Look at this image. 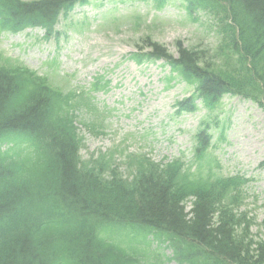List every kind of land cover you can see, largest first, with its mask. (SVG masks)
Here are the masks:
<instances>
[{"label": "trees", "instance_id": "1", "mask_svg": "<svg viewBox=\"0 0 264 264\" xmlns=\"http://www.w3.org/2000/svg\"><path fill=\"white\" fill-rule=\"evenodd\" d=\"M87 1L0 0V30L38 26L52 35L60 13ZM183 1L189 16L204 11L217 19L224 42L242 51L248 61L241 75L254 76L264 95V0ZM236 33L240 37L238 45ZM145 42L151 51L135 54V60L164 59L176 74L171 80L177 77L196 86V95L178 104L182 109L195 110L196 99L213 107L224 93L233 92L232 74L223 68L215 70L204 51L186 49L178 42L179 54L174 59L163 45L150 39ZM58 95L43 87L41 80L26 69L0 66V142L13 145L4 154L0 152V217L17 222L13 241L0 234V264H59L62 255L57 260L52 257L56 250L79 251L72 257L83 264H105L93 254H103L107 246L92 233L106 221L109 206L117 196L125 208L118 207L114 216L173 235L180 264H223L224 259L232 264H264V242L258 244L256 256L250 255L252 242L236 232L239 224L234 214L229 207L216 204L234 186L232 180L222 181L210 190L198 189L191 213L181 205L180 188L177 195L172 193L169 182L160 181L165 174L153 164L150 171L156 175L140 178L130 188L132 191H122V184L117 189L114 184L101 182V176L93 171L82 180L74 167L75 147L71 143L75 131L69 113L74 96ZM206 136L201 132L198 137L200 153L207 147ZM31 151L53 155L58 161L54 160V165L50 159L24 168V159ZM166 170L179 173L180 165L175 163ZM20 179L27 180L22 184ZM49 184H58V188ZM120 191L123 196L118 195ZM115 263L116 259L108 262Z\"/></svg>", "mask_w": 264, "mask_h": 264}, {"label": "rangeland", "instance_id": "2", "mask_svg": "<svg viewBox=\"0 0 264 264\" xmlns=\"http://www.w3.org/2000/svg\"><path fill=\"white\" fill-rule=\"evenodd\" d=\"M31 1V0H26ZM60 39L45 41L39 30L0 35V54L6 65L22 64L46 75L57 86L90 88L96 76L110 82L107 92L95 94V102L107 119L103 139L90 138L93 149L104 145L119 153H145L155 161L184 154L192 158L194 134L205 115H174V104L190 94L182 83L168 85L169 68L163 62L137 65L128 60L144 36L176 54V41L188 47L213 49L218 43L215 22L206 14L190 18L181 0H92L61 20ZM54 66L52 69L51 66ZM217 118L210 121L215 160L221 173L251 178L246 187L244 210L255 219L257 239L264 238V110L238 97H226ZM223 132V135H222ZM216 170H219L216 168Z\"/></svg>", "mask_w": 264, "mask_h": 264}]
</instances>
